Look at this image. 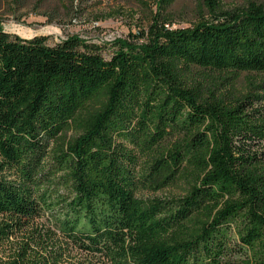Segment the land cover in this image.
<instances>
[{
  "label": "trees",
  "instance_id": "obj_1",
  "mask_svg": "<svg viewBox=\"0 0 264 264\" xmlns=\"http://www.w3.org/2000/svg\"><path fill=\"white\" fill-rule=\"evenodd\" d=\"M200 5L109 59L0 28V264H264V3Z\"/></svg>",
  "mask_w": 264,
  "mask_h": 264
},
{
  "label": "rangeland",
  "instance_id": "obj_2",
  "mask_svg": "<svg viewBox=\"0 0 264 264\" xmlns=\"http://www.w3.org/2000/svg\"><path fill=\"white\" fill-rule=\"evenodd\" d=\"M255 1L264 3V0ZM200 2L175 0L168 7L158 9L156 0H0V28L21 38L47 36L46 43L50 46L74 35L98 45L103 58L109 59L120 41L144 42L154 18L167 20L168 29L191 28L200 20H211ZM220 2L229 9L243 0ZM70 135L71 131L67 133ZM180 192L178 186H172L158 191L140 189L136 196L143 200L170 198ZM230 244L231 261L244 258L234 235ZM8 247V243L0 246V259H4Z\"/></svg>",
  "mask_w": 264,
  "mask_h": 264
},
{
  "label": "water",
  "instance_id": "obj_3",
  "mask_svg": "<svg viewBox=\"0 0 264 264\" xmlns=\"http://www.w3.org/2000/svg\"><path fill=\"white\" fill-rule=\"evenodd\" d=\"M30 38V37H29Z\"/></svg>",
  "mask_w": 264,
  "mask_h": 264
}]
</instances>
